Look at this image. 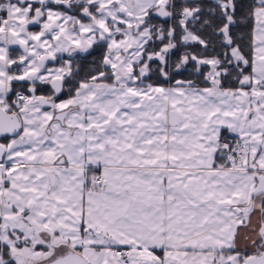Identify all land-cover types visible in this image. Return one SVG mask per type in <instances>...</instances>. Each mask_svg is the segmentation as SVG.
Here are the masks:
<instances>
[{"label":"snow or ice","instance_id":"1","mask_svg":"<svg viewBox=\"0 0 264 264\" xmlns=\"http://www.w3.org/2000/svg\"><path fill=\"white\" fill-rule=\"evenodd\" d=\"M0 264H264V0H0Z\"/></svg>","mask_w":264,"mask_h":264}]
</instances>
